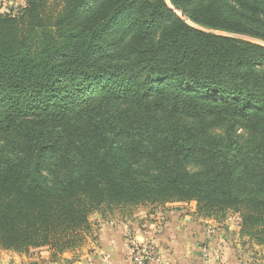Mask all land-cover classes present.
I'll return each instance as SVG.
<instances>
[{
	"label": "trees",
	"instance_id": "trees-1",
	"mask_svg": "<svg viewBox=\"0 0 264 264\" xmlns=\"http://www.w3.org/2000/svg\"><path fill=\"white\" fill-rule=\"evenodd\" d=\"M190 200L264 242V0L0 13V249L61 253L102 206Z\"/></svg>",
	"mask_w": 264,
	"mask_h": 264
},
{
	"label": "crops",
	"instance_id": "crops-1",
	"mask_svg": "<svg viewBox=\"0 0 264 264\" xmlns=\"http://www.w3.org/2000/svg\"><path fill=\"white\" fill-rule=\"evenodd\" d=\"M97 216L94 218L100 219V231L96 253L92 259L72 264H132L129 239L133 237L153 240L161 264H264L263 258L253 259L238 248L235 235H212L211 222L191 219L176 208L154 215L133 211L124 217L109 218L104 213ZM202 221L209 227H204Z\"/></svg>",
	"mask_w": 264,
	"mask_h": 264
},
{
	"label": "rangeland",
	"instance_id": "rangeland-1",
	"mask_svg": "<svg viewBox=\"0 0 264 264\" xmlns=\"http://www.w3.org/2000/svg\"><path fill=\"white\" fill-rule=\"evenodd\" d=\"M24 4L25 0H0V13L7 12L11 8ZM170 208L180 210L181 215L188 216L191 219L208 220V222H211L212 225H214V227L210 226V229L213 230L210 234L219 236L222 232L233 237L235 235L238 248H241L242 251L246 252V255H249L248 257H253V259L258 258L260 260L262 258L264 259V242L259 243L256 237L250 236L242 231L243 228L241 225L240 212L227 209L223 215L207 217L201 215L196 201L190 200L166 203L143 202L137 204L102 206L88 215V226L81 230L82 238L72 249L65 250L61 253L54 252L49 246L30 248L26 252L0 249V264H72L80 259L86 261L92 259L97 251L96 238L99 237L98 235L100 231L98 228V222H100V219L94 218L97 214L104 213L109 218H115L119 216H127L133 211H143L145 213H153L154 215L161 211L164 213V211L169 210ZM201 223L206 228L209 225L205 224L203 221Z\"/></svg>",
	"mask_w": 264,
	"mask_h": 264
},
{
	"label": "built area",
	"instance_id": "built-area-1",
	"mask_svg": "<svg viewBox=\"0 0 264 264\" xmlns=\"http://www.w3.org/2000/svg\"><path fill=\"white\" fill-rule=\"evenodd\" d=\"M132 264H161L157 247L149 238L129 239Z\"/></svg>",
	"mask_w": 264,
	"mask_h": 264
}]
</instances>
